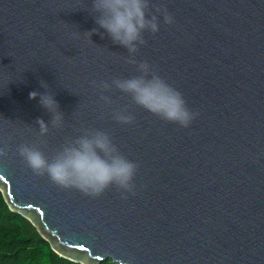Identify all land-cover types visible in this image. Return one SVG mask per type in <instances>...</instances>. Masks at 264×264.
<instances>
[{"label":"water","instance_id":"obj_1","mask_svg":"<svg viewBox=\"0 0 264 264\" xmlns=\"http://www.w3.org/2000/svg\"><path fill=\"white\" fill-rule=\"evenodd\" d=\"M91 2L0 0V188L9 207L81 264H264V0H152L147 13L166 9L173 22L161 15L135 58L182 94L194 114L187 127L115 87L105 90L110 105L100 100L96 84L139 73L95 23ZM33 90L54 96L60 127ZM120 109L131 124L113 118ZM37 118L48 123L44 135ZM85 129L107 132L137 164L131 192L61 187L18 153L29 144L52 159Z\"/></svg>","mask_w":264,"mask_h":264},{"label":"clouds","instance_id":"obj_2","mask_svg":"<svg viewBox=\"0 0 264 264\" xmlns=\"http://www.w3.org/2000/svg\"><path fill=\"white\" fill-rule=\"evenodd\" d=\"M151 2L152 0H92L91 11L99 14L95 16V23L105 30L114 43L128 50V63L136 65L139 73L127 78L115 77L111 83L101 81L96 87L100 90V100L105 104L112 103L105 90L115 87L128 94L136 105L164 120L187 127L194 114L188 109L182 94L154 73L147 61L137 62L135 58L138 48L145 43L144 33L159 31L161 15L165 23L173 22L166 9L157 7L149 15L147 9ZM41 86L47 88V83L41 81ZM38 96L39 104L52 113L51 123L60 127L63 117L54 96L49 92L41 93L36 90L29 93L30 99ZM113 118L122 124H131L134 120L133 114L126 109L115 111ZM37 124L41 135L46 134L48 123L43 118H37ZM18 153L34 173L47 175L52 182L64 188H76L85 194L96 196L112 185L123 189L125 193L131 192L134 187L137 164L123 155L109 134L100 129H85L83 134L68 139L52 159L46 157L39 147L29 144H21Z\"/></svg>","mask_w":264,"mask_h":264},{"label":"trees","instance_id":"obj_3","mask_svg":"<svg viewBox=\"0 0 264 264\" xmlns=\"http://www.w3.org/2000/svg\"><path fill=\"white\" fill-rule=\"evenodd\" d=\"M0 264H81L57 254L38 229L12 210L0 188ZM100 264H118L110 259Z\"/></svg>","mask_w":264,"mask_h":264}]
</instances>
